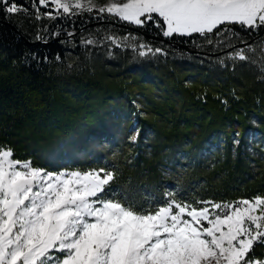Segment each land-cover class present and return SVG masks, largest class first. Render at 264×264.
<instances>
[{"label": "trees", "instance_id": "1", "mask_svg": "<svg viewBox=\"0 0 264 264\" xmlns=\"http://www.w3.org/2000/svg\"><path fill=\"white\" fill-rule=\"evenodd\" d=\"M15 2L33 11L32 0ZM99 14H0V146L33 166L106 168L117 198L144 207L167 192L189 203L264 196V32L237 27L255 51L249 61L221 54V64L212 56L228 48L197 34L168 39L154 25L111 27ZM141 43L166 55L141 58L132 47ZM250 255L264 259V244Z\"/></svg>", "mask_w": 264, "mask_h": 264}, {"label": "snow or ice", "instance_id": "2", "mask_svg": "<svg viewBox=\"0 0 264 264\" xmlns=\"http://www.w3.org/2000/svg\"><path fill=\"white\" fill-rule=\"evenodd\" d=\"M31 9L0 0L6 16L69 20L97 11L136 27L151 22L168 39L197 34L232 48L226 56L232 61H249L247 52L255 51L234 46L233 38L241 40L237 27L248 35L264 31V0H109L100 6L94 0H32ZM107 39L120 46L115 37ZM129 39L135 37L122 41ZM132 47L141 58L166 55L143 43ZM259 47L264 54V43ZM13 156L0 146V264H264L250 255L264 244L262 195L189 203L167 192L162 203L144 207L132 196L117 198L115 173L106 168L54 172Z\"/></svg>", "mask_w": 264, "mask_h": 264}, {"label": "rangeland", "instance_id": "3", "mask_svg": "<svg viewBox=\"0 0 264 264\" xmlns=\"http://www.w3.org/2000/svg\"><path fill=\"white\" fill-rule=\"evenodd\" d=\"M94 2L98 5V6H100V5H105V4H107L108 2H109V0H94ZM116 2H118V3H123L124 2V0H116ZM99 15H101V16H103V18H101L102 20H104V21H101V23H104L105 25H108V26H110L111 25V27L112 26H115V27H121V28H124V29H128V30H132V31H135V30H138L134 25H131V24H128V23H126V22H122V21H119V19L117 18V17H115V16H109L108 14H99ZM114 19H116V20H118V21H116V20H114ZM149 27L150 26H152L153 24L151 23L150 24V22H149ZM152 28H154V27H152ZM264 31H261L260 32V34H262ZM245 45H247L246 43H241V44H239L238 45V47H236V48H242V46H245ZM179 48H183L186 52H188L187 54L188 55H191V54H193V52H196V53H199V51H195V50H192V49H190L187 45H184V44H182V43H180L179 44ZM230 50V51H229ZM231 51H233V49L232 48H228V49H226L224 52H217L216 54H215V56L213 55L212 57H216L215 59L216 60H220L221 58H224V56H220L221 54H226V56H227V52H231ZM218 55V56H217ZM257 55V53H255V56ZM186 57H188V56H186ZM190 58V57H189ZM214 59V60H215ZM209 67V64H205V68H208ZM186 70H192V69H189L188 67L186 68ZM21 161H26V160H21ZM62 162H64V160H60V161H51L47 166H44V167H39V168H43V169H45V170H47V171H54V172H59V171H74V170H78V171H81V170H79V169H77V168H71V167H69V166H64V167H62V168H60V169H54V167H53V164H56V163H62ZM33 166V165H32ZM33 167H38V166H33ZM86 171H88V170H86ZM83 172V171H82Z\"/></svg>", "mask_w": 264, "mask_h": 264}]
</instances>
